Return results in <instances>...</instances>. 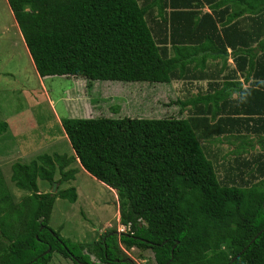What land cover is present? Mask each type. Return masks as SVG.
I'll list each match as a JSON object with an SVG mask.
<instances>
[{"label":"trees","instance_id":"obj_1","mask_svg":"<svg viewBox=\"0 0 264 264\" xmlns=\"http://www.w3.org/2000/svg\"><path fill=\"white\" fill-rule=\"evenodd\" d=\"M204 5L211 13L198 10ZM9 6L42 78H82L90 89L97 81L170 84L197 77L209 58L226 59L231 50L236 71L253 80L245 89L234 78L215 81L212 94L177 101L188 118L62 120L75 155L14 163L11 182L28 193L20 201L0 168V264H50L56 253L75 264H136L127 254L134 248L153 251L155 264H264V140L250 158L244 153L252 145L224 155L216 145L242 130L264 137V0H9ZM7 130L0 123V135ZM77 161L117 191L120 224L130 231L110 229L85 244L50 226L56 200L75 203L78 192H41L39 181L75 180L79 169L70 166Z\"/></svg>","mask_w":264,"mask_h":264},{"label":"rangeland","instance_id":"obj_2","mask_svg":"<svg viewBox=\"0 0 264 264\" xmlns=\"http://www.w3.org/2000/svg\"><path fill=\"white\" fill-rule=\"evenodd\" d=\"M21 35L6 2L0 0V123L8 124V130L0 135V168L17 201L28 193L17 189L11 182L14 163H29L36 156L45 153L69 157L75 155L62 120L186 117L191 112L180 110L181 106L176 102L202 95L208 88L205 81L181 80L177 86L174 82L148 84L97 81L90 89L82 78H42L36 72ZM228 60L231 63L230 56ZM217 61L224 62L223 59ZM191 67L194 71V64ZM214 72L211 69L208 73ZM212 78L221 84L224 82L222 77ZM224 152L226 151H223V155ZM253 154L249 153L247 158ZM70 168L79 169L75 180L65 184L58 183L55 194L60 189L76 187L78 199L71 203L58 198L50 226L64 238L85 244L97 241L110 229L120 231L122 225L117 191L112 192L92 177L78 161ZM59 177L57 176L58 179ZM39 187L41 192L52 191V186L42 181H39ZM127 254L136 264H155L151 250L141 252L134 248ZM50 264L75 263L56 253Z\"/></svg>","mask_w":264,"mask_h":264},{"label":"crops","instance_id":"obj_3","mask_svg":"<svg viewBox=\"0 0 264 264\" xmlns=\"http://www.w3.org/2000/svg\"><path fill=\"white\" fill-rule=\"evenodd\" d=\"M6 2V5L8 6V8L10 9V14L12 15L13 19H14V24L17 28V30L19 31V27H18V24L15 20V17L13 15V12L11 11V8L9 6V0H4ZM198 10L201 11L202 14L204 13H211V9L209 8L208 5H204L201 9L199 8ZM22 36V35H21ZM23 38V36H22ZM24 43V39L22 40ZM26 49L28 51V55L29 57L30 54H29V50L26 46ZM231 50H229V53L226 54V59H223L224 62H219L217 60H214V59H208L205 66L203 67H199L198 68V71L196 72L197 74V77L195 76H192L191 74H188L187 76L185 75V77H183L182 79H178L179 81L177 80H174V84H176V86L178 85V83L182 80V81H185V80H195V81H201V82H207V85L208 88L207 90L203 91V95H208L209 93L212 94L214 92V89L212 90L211 87H210V83H214L215 81H217L216 79L212 78V77H222L224 78V81L227 80L226 78H234L233 80L236 81V82H240L242 83V86L243 88L245 89L246 87L249 86V83L253 80L251 78V80L249 82H247L245 79H246V76L242 73H239L236 71V64L235 62L233 61L231 55ZM230 56L231 58V63H229V60H228V57ZM32 60V58H31ZM33 62V60H32ZM34 64V62H33ZM35 66V64H34ZM190 68H192L190 66ZM203 68V69H202ZM36 69V67H35ZM195 69V68H194ZM213 70L215 71L214 73H208L209 70ZM227 70H230L231 72L230 73H226ZM36 72H37V69H36ZM195 73V72H194ZM39 75V74H38ZM228 75H231V77H227ZM181 81V82H182ZM172 82V83H173ZM219 82V81H217ZM224 83V82H223ZM223 85H221L222 87ZM216 88V87H215ZM231 101L230 103L232 105H238L239 103V96L236 92H234L231 96V98H229ZM237 109L235 110V113H236ZM185 112H187V110H185ZM189 116H186V118H188ZM239 117H244V115H241ZM239 121H236L235 122V126L237 128L238 125H239ZM241 136V137H240ZM238 136V135H234L232 138H221L220 140L218 139L216 141V145H218V148L219 149H222L223 150H234V149H241V148H244L242 145H252V146H249V147H245V153H244V157H248L249 156V153H254L253 155H258L262 152L263 148L262 146V140H264V137H257L256 135L254 134H249L246 132V130H242V134ZM260 138H263V139H260ZM2 170V169H1ZM234 173V172H233ZM106 186V185H105ZM107 187V186H106ZM108 188V187H107ZM110 189V188H109ZM112 190V189H110ZM113 192V190H112Z\"/></svg>","mask_w":264,"mask_h":264},{"label":"water","instance_id":"obj_4","mask_svg":"<svg viewBox=\"0 0 264 264\" xmlns=\"http://www.w3.org/2000/svg\"><path fill=\"white\" fill-rule=\"evenodd\" d=\"M57 186H58V183L57 182H54L53 183V186H52V191H51L52 194H55L56 193ZM235 259H236V257L232 261H234Z\"/></svg>","mask_w":264,"mask_h":264},{"label":"built area","instance_id":"obj_5","mask_svg":"<svg viewBox=\"0 0 264 264\" xmlns=\"http://www.w3.org/2000/svg\"><path fill=\"white\" fill-rule=\"evenodd\" d=\"M128 231H130L129 227L122 226V228H121V230L119 231V233L122 234V233H126V232H128Z\"/></svg>","mask_w":264,"mask_h":264},{"label":"clouds","instance_id":"obj_6","mask_svg":"<svg viewBox=\"0 0 264 264\" xmlns=\"http://www.w3.org/2000/svg\"><path fill=\"white\" fill-rule=\"evenodd\" d=\"M123 226V225H122ZM118 233H119V231H118ZM120 234V233H119Z\"/></svg>","mask_w":264,"mask_h":264},{"label":"bare ground","instance_id":"obj_7","mask_svg":"<svg viewBox=\"0 0 264 264\" xmlns=\"http://www.w3.org/2000/svg\"><path fill=\"white\" fill-rule=\"evenodd\" d=\"M114 191V190H113Z\"/></svg>","mask_w":264,"mask_h":264}]
</instances>
